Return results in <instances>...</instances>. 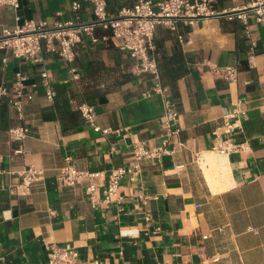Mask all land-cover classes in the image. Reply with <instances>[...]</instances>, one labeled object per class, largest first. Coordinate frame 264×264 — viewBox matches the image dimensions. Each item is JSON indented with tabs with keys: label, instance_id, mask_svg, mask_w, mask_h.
Segmentation results:
<instances>
[{
	"label": "crops",
	"instance_id": "1",
	"mask_svg": "<svg viewBox=\"0 0 264 264\" xmlns=\"http://www.w3.org/2000/svg\"><path fill=\"white\" fill-rule=\"evenodd\" d=\"M73 1L83 3L82 19L91 21L93 6L86 0H21L18 12L0 8V25L74 19ZM106 1L114 15L137 0ZM250 1L213 0V6L226 12ZM251 22V38L239 19L221 15L180 21L177 30L158 25L162 92L154 90L152 76L132 73L134 61L122 49L111 41L93 43L89 35L78 45V78L56 54L44 51L37 62L11 56L4 63L0 52V84L10 86L22 69L35 92L24 107L30 129L22 141L8 134L22 122L16 110L5 98L0 103V264H46L50 243L102 264H264V22ZM216 67L234 68L236 75ZM61 97L72 109L91 103L101 129L82 115L72 130L60 117L45 119L44 111ZM165 97L175 104L180 127L170 151L143 159L121 178V198L105 201L110 170L134 165L136 142L162 145ZM227 116L238 120L235 137L242 147L224 153L214 149L215 131ZM70 161L101 173L99 201L90 200L87 182H61V168ZM31 164L43 169L42 179L27 195L13 192L11 185ZM123 227L139 232L121 235Z\"/></svg>",
	"mask_w": 264,
	"mask_h": 264
},
{
	"label": "built area",
	"instance_id": "2",
	"mask_svg": "<svg viewBox=\"0 0 264 264\" xmlns=\"http://www.w3.org/2000/svg\"><path fill=\"white\" fill-rule=\"evenodd\" d=\"M93 6V19L85 21L82 19L83 3L73 1L72 9L75 13L74 19H55L50 24L47 20L36 21L25 19L16 24L14 28L0 25V52L4 53L2 61L6 63L9 58L25 59L29 61H40L44 51L56 54L60 59L70 66V71L78 78L77 68L74 64L78 55V45L83 41L85 35H89L93 43L100 41L113 42L116 46L127 53L132 59L131 71L135 75H150L155 79V91L162 92L161 73L155 44V32L158 25H165L172 30H177L178 23L184 21L188 24L197 23L209 16L221 15L228 19H239L245 28L248 37L252 35V22L256 24L264 22V0H251L247 5L226 12H218L213 6V0H137L133 5L123 7L117 14L110 15L107 10L106 0H86ZM9 6L16 12L21 7V0H0V8ZM17 18L19 16L17 15ZM102 27L109 30L106 34H97L96 29ZM180 41H184L183 34L178 35ZM189 41V39H187ZM255 46V42L252 43ZM217 72H223L229 78L236 75L234 68L216 67ZM46 76L47 73L43 72ZM28 75L18 69L10 86L0 84V103L5 98L16 110L17 117L22 121L17 125L9 127L8 134L11 139L22 141L29 133V125L25 122L24 107L26 102L35 97V92L27 84ZM47 96L52 98L54 91L47 79ZM81 115L96 130L100 126L95 123L94 106L91 103H80L77 105ZM165 129L162 145L151 148L144 141L134 144V165L130 167H116L108 174L107 185L103 189L104 200L109 201L119 196L121 178L134 170L140 168L141 161L150 157H161L169 152L168 145L180 132L178 110L173 101L165 97V112L162 119ZM239 126L238 120L225 117L223 123L215 131L214 149L229 153L241 149L242 144L236 141L235 131ZM18 149L16 152H23ZM100 172H91L79 169L70 161L61 168L60 180L64 185L73 186L80 182H87L86 191L92 202L100 200L98 190L100 184L96 180ZM20 181L11 185V190L20 195L31 192L32 185L41 180L43 169L31 164L20 172ZM150 219V216H148ZM139 229L136 227H123L121 235H136ZM48 261L46 264H102V262L80 260L75 249L69 246H61L50 243L47 246Z\"/></svg>",
	"mask_w": 264,
	"mask_h": 264
},
{
	"label": "trees",
	"instance_id": "3",
	"mask_svg": "<svg viewBox=\"0 0 264 264\" xmlns=\"http://www.w3.org/2000/svg\"><path fill=\"white\" fill-rule=\"evenodd\" d=\"M5 100H2V104H6L7 101ZM43 117L45 119L60 117L63 121V128L65 130H72L81 121V112L79 109L71 108L69 98L61 97V99L57 98L55 101V108L44 111Z\"/></svg>",
	"mask_w": 264,
	"mask_h": 264
}]
</instances>
